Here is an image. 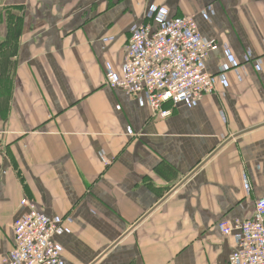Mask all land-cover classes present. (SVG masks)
Here are the masks:
<instances>
[{"label":"crops","instance_id":"crops-1","mask_svg":"<svg viewBox=\"0 0 264 264\" xmlns=\"http://www.w3.org/2000/svg\"><path fill=\"white\" fill-rule=\"evenodd\" d=\"M152 5L224 69L166 118L104 80ZM23 198L60 222L63 264H228L217 225L264 199V0H0V264Z\"/></svg>","mask_w":264,"mask_h":264},{"label":"built area","instance_id":"built-area-1","mask_svg":"<svg viewBox=\"0 0 264 264\" xmlns=\"http://www.w3.org/2000/svg\"><path fill=\"white\" fill-rule=\"evenodd\" d=\"M129 32L120 73L107 66L105 84L136 100L139 107H148L153 116L166 118L170 110L163 108L165 104L192 105L212 94L217 82L225 85L223 68L215 75L206 72V61L217 46L201 36L192 18H171L166 8L152 5ZM230 63L235 65L231 58ZM243 183L250 190L246 176ZM20 205L25 211L13 224V245L3 264H63L62 247L54 241L60 222L43 215L27 198ZM217 226L235 241L228 264H264V199L255 202L249 220Z\"/></svg>","mask_w":264,"mask_h":264}]
</instances>
